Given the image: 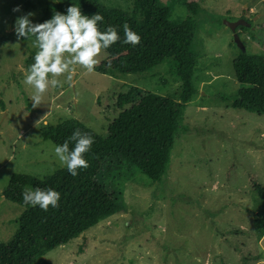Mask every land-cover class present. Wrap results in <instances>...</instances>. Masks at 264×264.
Listing matches in <instances>:
<instances>
[{
    "label": "rangeland",
    "instance_id": "374dc122",
    "mask_svg": "<svg viewBox=\"0 0 264 264\" xmlns=\"http://www.w3.org/2000/svg\"><path fill=\"white\" fill-rule=\"evenodd\" d=\"M99 1L131 8L129 0ZM189 1L164 0L173 21L186 18ZM194 1L200 5L193 41L197 93L183 109L167 173L154 182L122 155L112 157L98 181L118 195L122 209L65 244L37 246L34 264H264V111L233 106L240 88L233 62L242 51L226 23L245 18L250 25H240L238 33L247 52L264 54V0ZM68 2L0 0L3 243L13 239L24 211L4 196L13 174L43 178L62 168L44 130L81 121L107 137L110 124L129 107L118 106L120 96L137 102L149 91L175 98L182 88L176 64L122 74L106 51L94 71L75 65L70 78L58 77L61 86L50 87L33 107L32 89L22 80L36 48L31 39H17L12 24L29 11L33 22H43ZM17 5L20 11H13Z\"/></svg>",
    "mask_w": 264,
    "mask_h": 264
},
{
    "label": "trees",
    "instance_id": "16d2710c",
    "mask_svg": "<svg viewBox=\"0 0 264 264\" xmlns=\"http://www.w3.org/2000/svg\"><path fill=\"white\" fill-rule=\"evenodd\" d=\"M129 1L130 10L106 6L99 0L74 2L80 3L85 14L101 12L104 16L101 28L109 24L120 26L121 40L125 22L141 34L137 45L118 40L107 50L116 72L146 73L163 63L176 64L181 91L175 98L147 91L140 94L137 102L128 94L120 96L118 106L129 107L110 124L107 137L81 121L73 124L65 121L44 130V138L55 144L63 143L76 129L91 133L94 143L84 154L88 167L78 170L76 176L69 174L64 167L43 178L13 174L4 196L22 205L24 211L18 218V228L10 243L0 241V264H34L31 253L37 246L54 248L65 244L119 212L122 204L118 195L98 181L104 164L115 155H122L129 163L138 166L154 182L162 180L167 173L183 109L197 93L192 83L196 62L193 41L200 5L197 1H189L186 18L177 23L171 19V8L164 0ZM69 4H61L62 12ZM32 62L28 60V64ZM233 65L240 83L239 97L233 106L264 111V54L242 51ZM0 104L4 106L1 99ZM26 185L56 188L61 193L58 206H50L44 211L38 206L26 205L22 195Z\"/></svg>",
    "mask_w": 264,
    "mask_h": 264
},
{
    "label": "clouds",
    "instance_id": "9594fccd",
    "mask_svg": "<svg viewBox=\"0 0 264 264\" xmlns=\"http://www.w3.org/2000/svg\"><path fill=\"white\" fill-rule=\"evenodd\" d=\"M62 0H53V4ZM13 11H20L17 5ZM34 13L29 11L14 20L12 28L19 38L31 39L36 51L33 62L28 65L22 83L32 89V106L39 105L50 87H60L62 81L58 79L67 73L70 78L72 67L79 65L87 72L94 71L100 56L111 45L121 40L120 26L107 25L101 28L104 16L101 12L88 15L82 12L80 3L72 2L66 11L53 9L50 18L43 22H33L30 17ZM122 43L137 45L141 41V34L125 22L122 25ZM34 37V39H32ZM48 123L47 120L44 121ZM94 143V136L89 132L76 129L63 143L55 144L52 152L60 166L67 169L72 176L78 170L88 167L85 153L89 152ZM71 144V147H70ZM23 202L26 205L39 207L47 211L49 207H57L61 193L53 187H31L23 191Z\"/></svg>",
    "mask_w": 264,
    "mask_h": 264
},
{
    "label": "water",
    "instance_id": "95a60500",
    "mask_svg": "<svg viewBox=\"0 0 264 264\" xmlns=\"http://www.w3.org/2000/svg\"><path fill=\"white\" fill-rule=\"evenodd\" d=\"M226 23L233 29V31L235 32V36H234V41L236 42V44L241 48L242 51H247V47L245 46V44L243 43L237 28L240 25H250V23L245 19V18H240L239 20L236 21H226Z\"/></svg>",
    "mask_w": 264,
    "mask_h": 264
},
{
    "label": "crops",
    "instance_id": "0c3cea01",
    "mask_svg": "<svg viewBox=\"0 0 264 264\" xmlns=\"http://www.w3.org/2000/svg\"><path fill=\"white\" fill-rule=\"evenodd\" d=\"M258 259H259V257H258ZM258 259H256V260H258ZM225 264H227V263H225ZM255 264H258V263H255Z\"/></svg>",
    "mask_w": 264,
    "mask_h": 264
}]
</instances>
